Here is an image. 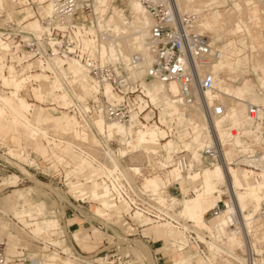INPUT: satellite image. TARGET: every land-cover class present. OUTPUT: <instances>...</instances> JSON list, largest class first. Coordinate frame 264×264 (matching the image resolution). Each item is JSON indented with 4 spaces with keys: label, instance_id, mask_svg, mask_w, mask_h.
Returning <instances> with one entry per match:
<instances>
[{
    "label": "built area",
    "instance_id": "2783aa9c",
    "mask_svg": "<svg viewBox=\"0 0 264 264\" xmlns=\"http://www.w3.org/2000/svg\"><path fill=\"white\" fill-rule=\"evenodd\" d=\"M31 1L35 2L34 0H12V3L21 8L30 5ZM50 1H52L50 16H43L38 11L37 3H35L37 4L36 11L31 7L34 11V18L42 26L39 35L26 28V13L23 10L19 11L21 13L17 16L9 15L7 11L5 15L0 16L3 18V23L0 25V55H5L9 64L14 56L16 59L13 64L17 69L29 61L35 63L30 69L33 72L40 70L37 68V63L42 67L51 66L57 71L58 65L63 63L62 66H65V61L75 59L98 84L110 85L116 98L108 100L100 91L94 99L87 101H81L72 96V102L67 106L62 102H47L42 105L54 108L56 113L66 112L74 116L78 121L79 130H86L98 137L100 145L96 148L97 152L91 149L90 144L85 141H77L76 150L83 159H87L99 171L76 169L73 165L67 164L71 163L68 157H63V161L52 155L47 157L48 160L45 162L49 169H52L49 175L52 180L45 183L49 186L46 189L58 195L53 179L59 176L63 177V187L67 189L68 194L72 193L69 183L75 186L76 192L72 193L68 201L61 202L60 206L53 211V215L59 220L57 230L51 231L49 235L31 233L34 236L31 246L19 245L14 256L8 253L7 242L0 240V264H48L51 262V256L57 261L64 258L80 261L90 257L86 256L74 241L72 230L75 225L77 229L83 225H88L90 229L94 227L95 231H91L92 235L105 231L110 236H114L115 233L111 227L93 219L97 217L93 215L91 208L94 205L97 206L98 203L90 201L86 194V187L92 184L93 180L99 184L100 191L104 192L106 199L113 207L107 213L109 215L99 217V219L107 218L105 222H108L111 213L115 212L114 214L117 215L115 210L125 208L126 211L118 214V218L124 221V226L131 227V232L142 228L140 225L130 223L132 222L131 216L137 212L151 224L171 222L176 229L185 233L188 240L186 249L198 253L206 263L226 264L227 261H233L240 264L235 261L234 253L225 249L227 246L223 242L218 241L223 250H210L193 229H183L181 222L173 220L171 215L174 211L169 208V199L166 194L163 195L165 199H162V195L147 190L142 185V175L131 171L123 164L126 157L120 156V144L117 139L106 140L97 132L94 125L95 120L100 117L107 123L124 125H130L132 119L137 118L142 125H147L150 121L146 119V114H151L155 119L158 110L152 105L145 90V85L152 84H160L169 89L171 85H176L178 93L173 97L176 98L177 103L187 109L200 108L205 120L210 124L225 118L227 109L224 103L218 98L209 96L216 92L212 66L220 60L222 53L212 37L199 29L200 16L196 13L182 12L175 0H133L144 8L150 19L146 44L148 58L141 53H135L127 61L111 60L109 57H102L98 51V44L108 37L107 32H99L97 36H94L89 32V28L97 25L100 20L108 19L113 15L114 7L122 8L126 4L123 1L128 2L129 0H108L107 5L102 7L103 12L95 8L98 0ZM126 14L130 16L129 9H126ZM90 39L96 40L93 48L86 45ZM141 69L144 71L143 75L136 77L134 73ZM46 72L52 75L51 71ZM3 89L8 91L0 87L1 91ZM262 110L257 105L248 107L247 117L255 131L253 136H246L241 128L227 126L225 128L227 143L224 145L217 133H213V141L200 152L201 165L204 163L209 166L221 164L226 167L239 166L259 171L256 167L245 165L244 160L247 158L259 163L264 158ZM168 132L171 137L176 134L175 131L169 130ZM236 139L243 140L249 149L245 153L240 148L236 158L230 161L225 154V148ZM24 147H26L24 150L15 149V155L10 150L6 154L10 160L18 163L21 160L30 164L36 162L32 159V151H29L27 146ZM109 154L119 161V165L110 162ZM191 162V154L184 151V148L181 149L176 156L177 168L185 173L191 168ZM171 187L175 186L171 185ZM175 189L178 190L177 187ZM225 208V202L219 201L209 212L211 218L220 217ZM261 213L264 215V207ZM73 220L77 222L71 225L70 221ZM236 225H240V222L234 218L231 227ZM132 235L134 234L130 233L127 237H132ZM205 237L209 242L213 241L208 234ZM142 238L151 247V239L144 236ZM177 242L175 248L181 252L180 240ZM125 244L134 246V243ZM103 251H98L94 256H98ZM117 254L116 261L97 264H149L147 261L136 260L130 252ZM235 254L247 259L248 264H255V260L262 258L261 254L251 249L245 252L242 248H237Z\"/></svg>",
    "mask_w": 264,
    "mask_h": 264
},
{
    "label": "bare ground",
    "instance_id": "6f19581e",
    "mask_svg": "<svg viewBox=\"0 0 264 264\" xmlns=\"http://www.w3.org/2000/svg\"><path fill=\"white\" fill-rule=\"evenodd\" d=\"M9 1L12 2L11 0H9ZM214 1L215 0H175L177 6L179 7V9L182 12L190 11V10L195 9V8L201 10L199 12L196 11L197 12L196 14H198L200 16L199 29L202 32H206V30H210L213 27L210 23H207V21H206V17H207L206 10L209 9V7L212 8L211 3H213ZM249 1H253V0H248V2ZM259 1L262 5L257 4L255 6L260 7V13H261V17H262L263 23H264V0H259ZM10 2H8V0H2V7L8 11L9 15H12V13H11L12 11L9 8L10 6L8 7ZM46 3H49L48 4L49 8H47L48 5ZM98 3L99 2L97 1L96 5H95L96 10H97ZM129 4H131V6H130L131 10L133 12H135V16L133 18V21L130 24L131 26H129V23H127V20L125 21L121 17L120 11H118L116 15L110 16V18L105 19V20H100L97 25H94L97 34L99 32H102V33L107 32V35H108L107 38L105 37L106 40H104L98 44V51L102 57H109L111 60H125V61H127L135 53H141L146 58H148L147 48H146L147 45L146 44H147V38H148V28L150 25V19L147 15L146 11L144 10V8L138 2L130 0ZM129 4H128V6H129ZM39 6L43 10V12H40L43 16H50L51 10H52V1L48 0L45 3H41ZM255 6L247 7L246 8L247 10H245L243 12L245 21H240L241 24L244 22L247 23V26L249 29H251L249 8L253 9ZM7 8H9V9H7ZM27 10L30 12L33 11L31 9V7L28 8ZM203 10H204V12H203ZM225 16H227V15H225ZM228 16H230V14ZM233 18H234V16H233ZM233 18L231 20L232 24H235L237 26V24H236L237 21L234 18L235 19L234 22L236 21V23H233ZM228 19H230V18H228ZM38 23H39V29L38 30H33L28 25H26V28H28L34 34L39 35L42 31V26H41V23L39 21H38ZM227 24L229 25L231 23L227 22ZM227 24H223L224 25L223 27H225V25H227ZM225 34H226V32H225ZM220 38H221V36H219V34L217 36L215 35L212 37V39L214 41L219 40ZM107 42L109 43V45H107V48H105L104 43H107ZM86 45L89 48L95 47L92 40L87 41ZM224 48L225 47H222V48L219 47V49L221 50V53H222V57L220 58V60L216 61L212 66V70L214 71V74H215L216 92L214 94L209 95L210 98H213V97L218 98L226 106L227 114H226L225 118L221 121H216L214 124H210L209 122H207L205 120L203 111L200 108H193V109L191 108L188 111L187 108L178 104L176 101V98L173 97V96H176L178 93V87L176 85H171L170 89L166 88L165 86L160 85V84H152V86L151 85H145L146 94L149 97V99L151 100V102H153V103H157L159 101L170 102L169 106H170L171 115H174V113L177 112V115H178L177 123L180 124L184 121H188L192 126H195V125L200 126L204 130V132H202L199 135V138L201 137L202 139L200 138V140H202V141L204 138H205L204 140H207V141L210 139L211 140L214 139L213 133H217V135H218V132H220L222 129H224L223 126L221 125L222 123L223 124L227 123V122L231 123L229 126L232 128H236V127L240 126V127H242L241 129H243V131H245L246 129L254 130L253 124L251 122H249L248 117L244 116L243 113H245L247 115V110H248L249 105H256V104H253L249 101H246L243 97H239V98L236 97L235 98V96H233V94L227 93L226 80L223 78H218L216 75V69L217 68L220 67V71H222L224 69H230V67L233 68V64H237V63H240L241 61H243V60H239V62H238L237 57H231L229 55V53L227 54L226 57H230L231 61H227L226 58H224V56H225ZM245 48H247V46H245ZM6 49H8L7 46H6ZM15 59L16 58L14 56H12V62L9 64L6 61L5 55H3V54L0 55V78H1V75H3L2 69H5L6 70L5 74L8 78H11V79L14 78V79L21 81L23 83V86H24V89L21 92V94L24 92L26 95H29V92L32 89V87L37 85L36 82L32 78H30L33 74L43 73L42 75H46L47 74L46 71L49 70L52 72V75L48 74L51 77H53V79H51L52 82L50 81V83L48 84L46 77L43 76L42 78L44 79V81H42L40 83V89H35V87L33 88V92L35 94H37L39 92H44L43 94L45 96H53L54 95L53 93H55L57 91L56 93L59 96H60V94L62 95L63 101H67V102L70 101V103L72 102V99H73L72 96H75L77 99H79L81 101H87L90 99H94L95 95L100 91L103 92V94L108 98V100H112V99L116 98V95L112 91V88L110 85L106 84V85L102 86V85L98 84L97 81L94 80L91 77V75L86 71V69L81 65V63L75 59H71V61H70V59H68L65 62V66H62L63 63H61V65H58L56 67L57 71H55L51 66L42 67L37 63V68L40 70H36L34 72L30 71V69L32 68V65H35V63L29 61L27 64L22 65L20 69H17V67L13 64V61ZM244 60H246V59H244ZM249 61H251L252 64H254L253 65L254 71L263 70V72H264V51L260 50L259 48H256L255 51H252L251 58L249 55ZM66 63H70V69H69L70 74L74 75V77L76 76V79L73 80V83H74L73 85L71 84V82H69V83L67 82L69 79L67 73H65L64 75L61 74V72L64 73V70H62V67L66 68L68 66ZM11 65L14 66V68H15L14 70H16L15 72H10L9 69H7L8 66H11ZM143 72H144L143 69H141L138 72L134 73V75L136 77L141 76V75H143ZM79 73L83 75L82 80L80 79ZM39 77L40 76H36V79ZM4 78L5 77L3 76V79ZM8 78L6 80V84L8 87L15 86V88L16 87L18 88V86H20V85H17L14 81L9 80ZM83 80L88 81L89 84L84 83ZM78 81H80V83H78ZM0 84H1L0 87H3V85H2L3 82H0ZM147 86H151V87H147ZM263 86H264V81H263ZM87 87H88V91H90V92H88V94L86 93L87 90L84 91V89H83V88H87ZM77 90H78V92L80 91L79 94H78V92H76ZM21 94L20 93L19 94L13 93L11 95V94H9V90L8 91H5L4 89L2 91L0 90V104L3 107H5L10 112V114L13 116V121H10V124L13 123L14 128H15L14 131L16 130L18 132V127L20 125H24L29 131L28 139H30L33 143H35L37 141V139L39 137H41V138L48 140V141L64 143V144L69 145V146L74 147V148L77 147L76 143L79 140H77L76 138H80V137L74 135V133L69 134V135H71V138H72L71 141L68 139H65L67 137H65L64 139L62 137L55 138L54 136H50V134L47 132V130L36 125L33 122V120L31 119L30 115L26 112L25 107H27V105H29V102L26 98H23L21 96ZM88 96H89V98H87ZM227 99L229 102L232 101L234 103L232 108L229 107V105L226 103ZM67 105H65V106H67ZM257 106H259V105H257ZM259 107H261L263 109L261 118L264 122V108L262 106H259ZM67 115H69V114L67 113ZM149 115H151V114H149V113L146 114V119H147V116H149ZM72 117H74V116H70L71 119H72ZM149 118H150V116H149ZM135 119H137V118L132 119V122L129 126H131V127L134 126V124H135L134 120ZM73 122H77V129H78V121L75 119V121H73ZM68 124L71 125L72 121L71 120L68 121ZM94 125H95L97 132L100 135H103L106 140L110 139V138H116L117 139V141L120 144V149H119L120 156H122V157L129 156V155H125V153H124V147H125V145H127L128 136H129L128 129L126 127L128 125L118 124V123H116V124L107 123L102 117L97 118L95 120ZM147 125H142V123H141L139 127L144 128V126H147ZM238 129H240V128H238ZM175 130H176V128H175ZM14 131H13V133H17L16 131L15 132ZM79 131L80 132H86L87 136L89 135L88 138H90V141H91V143L90 142L89 143L91 144L92 149L95 152H97L96 148L100 145V140L98 139V137L96 135H92V134L88 133L86 130H79ZM140 133H141V131H139L138 133H135L134 135L137 137ZM249 133L250 132H248V131L244 132L245 135H248ZM226 135H227L226 133L224 135H222V140H223L222 142L224 143V145H226V143H227ZM7 136L9 137V135H7ZM158 136H159V141L162 140V139H160L162 136H164L163 140L164 139L167 140V138H168V136L165 135L164 131H161ZM144 139H145L144 141L146 142V144L149 147H152L151 138L149 136H146ZM257 140L260 141L258 138H257ZM85 142H87V141H85ZM210 143H208L207 145H209ZM203 145H206V144H203ZM131 146H133V144ZM157 146L159 149H164L160 142L158 143ZM240 148L244 152H247L249 149V146L247 144H243L241 139H236L235 142H233L232 144H229V147L225 148V150H226L225 154H226V156H230V155L232 156L233 152H235V150L240 149ZM128 150L132 151L133 148H130ZM141 154H142V152H141ZM171 154H174V155H171L173 158L172 159V162H173L172 167L177 168V165H175V162H176V156L179 153L175 154V151L171 150ZM191 155H192V153H191ZM236 155H237V153H236ZM109 157H110L109 158L110 162H112L114 165H119V161L116 160L114 157H112L111 154H109ZM146 157H149V155ZM234 158H236V157H233L232 159H229V160H233ZM135 159H136V157H135ZM150 159H151V156H150ZM150 159H149V162H151L152 159L156 160L155 157L154 158L152 157L151 160ZM155 160H152V161H155ZM158 162H160V161H158ZM156 163H157V161H156ZM195 163H196V161H194V159H192L191 168L185 173H183L179 168L176 169V174H177L178 179H177V182L175 184H172V185H174L178 189L181 187L183 190L186 191V193L191 192V193H193L194 196L196 195V197L194 198V200H190L189 202H186L184 204V209H182V206H181V211H180V214L178 217H176L174 214H172L171 218L177 222H181L183 229H188V230L193 229L197 233L199 238L209 247L210 250H214V251L223 250L222 247L218 244V241L221 242L222 241L221 238H226L225 235L228 233L231 235L229 237V240L231 242H233V246H236V244H237L236 241H241L243 243V245L240 248H242L243 251L247 252L248 250L251 249V250H253V252H255L254 251L255 250L254 244L258 245V244L264 243V230L259 232V237H256V243H254L253 239H252V235H253V228L255 225L253 224V220L250 219L249 215H247L246 213H247V211H251V213H257L258 208H259L260 209L259 210L260 215L264 219V215H262V213H261V210L264 207L263 206V202H264V158L259 163H255L252 160L247 159V158L244 160L245 165H247L249 167H256L259 169V171H255L254 169H251V168H249L251 171L247 170V169H234L233 167H230V166L226 167V166L221 165V164H216L213 167L205 169L202 172H196L195 173L194 172L196 170L195 166H194ZM149 165L150 164H148V166ZM153 165H155V164H153ZM164 167L167 168L166 165ZM130 169H131V171L142 175V178H143V172H142L143 168L140 169V168L130 167ZM153 169H155V168L153 167ZM25 173H28L27 170H25ZM250 173H252L256 177H261V182L258 183L256 179L249 177ZM150 182H151L152 187H158V183L156 181L151 180ZM37 183L42 188H48L49 187L48 185H46L45 183H42L39 180L37 181ZM196 185H198V187H200V188H198ZM69 186L71 187V189H73L72 185H70V183H69ZM191 188L193 191H189ZM147 190H149V189H147ZM149 191H151L153 193L160 194V196L162 195V199H165L164 198L165 191H161L159 189L158 190L152 189ZM73 194H74V189H73ZM92 195L95 198H99V197L104 198L105 197L104 192L100 191V186L96 181L93 184ZM185 199H187V198H185ZM221 200L224 201L226 204V208L222 211L221 216L218 218H213L211 220V221H214V223H213L214 225L210 224V222L206 223L204 221V215L207 214L208 212H210L217 205V203ZM91 201H92V199H91ZM95 202H96V200H95ZM171 202H172V204H171ZM175 204L182 205L183 203L178 198L170 196L169 208ZM208 204L212 205V207L206 213V206ZM119 210H120L119 211L120 213H123V211H126L125 208H119ZM0 213H2V212L0 211ZM137 213H135V214H137ZM49 214H50L51 218L53 219V221L56 222V228L51 230V231L57 230L59 227V220L56 218V216L53 215V210ZM135 214H133L131 217L134 218ZM138 214H140V213H138ZM27 218H30V219L28 220ZM97 218H99V217H97ZM141 218L145 219V218H143L142 215H141ZM234 218L238 219V221L240 222V225H236L235 227H231V223L234 221ZM26 219L31 223H35V221H37L35 218L30 217V216L26 217ZM182 220L185 223H183ZM188 223H191V225H188ZM193 223H194V225H193ZM165 224L169 225L174 230L180 231V232H176V231L172 230V232H174L176 234H181L186 238L185 233L182 230L176 229L172 225L171 222H166ZM51 231H49L48 233L50 234ZM23 232H22V235H23ZM30 233H32V232L30 231ZM207 234L209 235V237H211V239L213 241L209 242L206 239L205 236ZM248 237L251 241H249ZM136 241H139L137 245L135 244ZM134 242H135L134 246L139 247L140 254L143 255L144 257H146V259H147L146 260V259L138 258V260L140 262L147 261L149 264L150 263L155 264V256L153 255L150 247L143 240H136L135 239ZM185 242H186V245L184 248H186V246H187V242H188L187 238H186ZM7 245H8V243H7ZM128 252H129V250H128ZM232 253H234L233 257H234L235 261H237L240 264H248L247 259L242 260L241 258H239L235 254V252H232ZM88 258L93 259V258H95V256L94 257H86V258H84V260H80L79 262H81L82 264H93L91 262V260ZM99 260H103V259L99 258ZM229 264H234V263H229ZM255 264H259L257 262V260H255Z\"/></svg>",
    "mask_w": 264,
    "mask_h": 264
},
{
    "label": "rangeland",
    "instance_id": "374dc122",
    "mask_svg": "<svg viewBox=\"0 0 264 264\" xmlns=\"http://www.w3.org/2000/svg\"><path fill=\"white\" fill-rule=\"evenodd\" d=\"M19 1H21V0H19ZM34 1L35 2L31 1V4L27 5L26 7L18 8L12 2H10L8 0V2H10L8 7L10 6L9 8L12 11L11 12L12 16H17L19 13H21L19 11H22V10L24 11L25 8L28 9L29 7H33L34 11H36L37 10V8H36L37 4H38V7H39L38 11L43 12L42 8L39 5L41 3L47 2L48 0H34ZM98 2L99 3L97 5V10L99 12H103V8L102 7L107 5L108 0H98ZM129 2H130V0L128 2H124L123 1V3H126V4L122 8L114 7L113 15H116L117 12L120 11L121 12V17L125 21L127 20V23H129V26H131L130 24L133 21V18L135 16V12H133L131 10V8H130L131 4H129ZM35 3H37V4H35ZM46 4L48 5L49 3H46ZM128 4H129V6H128ZM223 4H224L223 7L217 6V5H223ZM257 4L262 5L259 0H253V1H249V2H248V0L247 1L238 0L236 2H232L231 0H228V2H226L224 0H215L213 3H211L212 8L209 7V9L206 10V13L209 14V19H211L212 16H214L216 12L219 13V11H220V13H221V20H220L219 25L217 26V32L218 33H215V35L217 36L219 34V36H221L222 39L215 40L217 46L222 48V47H224V46H226V45H228L230 43L231 44L230 46H232V48L236 51V54L238 56H242L244 58L245 56H247V55L249 56L250 55V58H251V53H252V51L256 50V47H253L252 50H251L252 40L249 37H247V39H246L247 43L244 42L242 44V42L244 41L243 37L245 35L244 34H239L238 32H242L243 31V27L245 26L243 24V27H242V24L240 22V21H245L243 12L245 10H247L246 9L247 7L255 6ZM1 8H2V0H0V16L2 14L5 15V13L8 12L7 10H5V9L2 10ZM9 8H7V9H9ZM47 8H49V5H48ZM126 9L130 10V16H128L126 14ZM196 11L199 12L201 10L195 8V9H192V10L186 11V12L187 13L188 12L197 13ZM203 12H204V10H203ZM25 13H26V17H27L28 13L27 12H25ZM229 14H230L231 17L228 16ZM113 15H111V16H113ZM225 15H227V16H225ZM233 16L236 19L237 23H236V21L234 22L235 19L233 18ZM228 18H230V19H228ZM232 18H233V23H236L237 26L235 24H232V21H231ZM2 20H3V18H0V25H2V23H3ZM227 22H229L231 24L228 25ZM26 24H28V22ZM223 24H227V25H225V27H223L224 26ZM221 25H222L224 31L221 30ZM89 32L92 35L97 36V32H96V29H95L94 26H90ZM225 32H226V34L227 33L228 34L226 35ZM205 33L207 35H209L210 37L214 36V33L211 30H206ZM90 40H92V39H90ZM92 42H93L94 45L96 44V40H92ZM104 45H105V48H107V45H109V43L108 42L104 43ZM247 45H248V48L243 50L242 47L243 46L245 47ZM244 51H245V53H244ZM231 57H236V55L234 53H231ZM70 61H71V59H70ZM238 62H239V60H238ZM247 63H249V61L243 59V61H241L240 63L233 64V68L230 67L229 70H232V69H235L236 65H237V67L239 68V73L241 74V76H239V74H235V77H237V78H235L234 80L228 81V83H230L231 85H233L236 88L237 87H242L243 86V77H244L245 80H251L250 84H252L254 86V88L257 91V94H259L260 97H264V89L261 88V80L264 79V76H263L264 72L263 73L261 72L263 70L254 71V66H253L254 64H252L251 61H250L249 64H247ZM66 64L68 65L67 71L70 73V71H69L70 63H66ZM247 65H248V68H247ZM242 67H245V69H243ZM226 70H228V69H224V70H222V72L226 71ZM243 71L244 72L248 71V73L245 74V73H243ZM255 72H257V73H255ZM65 73H67V72L66 71H64V73L61 72L62 75H64ZM43 76L46 77V79L48 81V84L50 83V81L52 82V80L46 75H42L40 77H43ZM79 76H80V79L82 80L83 79L82 78L83 75L79 73ZM73 78L76 79V76L74 77V75H73ZM37 79H40V78H37ZM0 80L3 81V84H2L3 87L15 89L13 91L9 90V94H11V95L13 93L19 94L20 86H18V88L17 87L15 88V86L8 87L7 84H6V80L7 79H6V77L3 79V75H1ZM83 81H84V83L89 84L88 81H85V80H83ZM67 82L68 83L71 82L72 85L74 84L70 79H68ZM151 86H147V87H151ZM35 87H37V85ZM39 87H40V84H39ZM83 89H84V91L87 90L86 91L87 94H88V92H90V91H88V87L87 88H83ZM237 90L241 94V96L243 98H245L244 89L238 88V89L235 90V89L229 88L227 86V93H229V94H233ZM56 92L53 93L54 94L53 96H45L44 95V99H40V97H38V98L35 97L38 101H41L42 103H39V102H37L35 100V98L32 96L31 91L29 92V95H26L23 92L21 96L23 98H26L30 102V104H34L35 106L44 108L45 110H50L51 112L50 111L46 112L47 115L52 114V115H55V117H60L63 114V116L67 120V123L70 120L71 121H75V117H72V119H71L70 116H72V115L69 114L70 115L69 116V115H67L66 112H64L62 114L61 113L59 114V113H56L55 111H53L52 110L53 108L50 107V106L49 107L42 106L44 103L49 102L47 98H49V97L54 98ZM76 92H78V90ZM79 93H80V91L78 92V94ZM87 98H89V96ZM251 98H252V95H249L247 97V101L250 102ZM58 99H59V101L64 103V105H67V104L70 103V101L69 102L63 101V97H62L61 94H60V96L56 97V100H58ZM227 101H228V99H227ZM227 101H226V103L229 105V107L232 108L234 103L232 101H230V102L229 101L227 102ZM49 103H51V102H49ZM151 103H153V102H151ZM169 104H170V102H164V101H159L157 103H153L152 105H154L156 107V109H158L156 111V118L152 119L153 118L152 115H149L150 118H149V116H147V120H149V121L152 120V121L147 126H144V128L139 127L141 123L137 119L134 120L135 121L134 126H132V127L129 126V125L126 126L127 129H128L129 136H128V141H127V145L128 146L125 145L124 153H125V155H129V156H127L125 158L123 164L126 165L129 168L130 167L140 168V169L143 168L142 172H143L144 176L141 179V182H142L143 186H145L144 184L146 183V186L150 190H152V189L158 190L159 189V190L165 191V194H167L166 196L169 197L168 199H170V196H172V197H176L179 200H181L182 203H183L182 205L175 204V205L170 207V209L172 211H174L173 214L176 217H178L179 214H180V211H181V206H182V209H184V204L186 202H189L190 200H194L196 195L194 196L193 193H191V192H189L187 194L185 190H181V189L180 190L179 189L176 190L175 187H171L170 185H168L169 183H176L177 179H178L177 178V174H176V169L177 168L176 167H172V164H173L172 159L173 158H172L171 155H174V154H171V150H174L175 154H176V153H180V150L184 148L185 149L184 151H187V152L191 151L197 157H201V153L200 152L203 150V148L208 143L212 142L213 139L212 140L210 139L211 141L210 140H208V141L204 140L205 138L203 139V141L200 140L201 137L199 138V135L202 132H204V130L198 125L192 126L188 121H184V122H182L180 124L177 123V117H178L177 112H175L174 115H171ZM187 110L189 111V109H187ZM243 115L247 117V115L245 113H243ZM0 118H1L0 119V129L4 127L6 132H7V135H9V137L12 134H16L17 135L19 133V131L17 132L16 130L15 131L17 133H13L15 128H14L13 123L10 124V121H13V116L1 104H0ZM160 125H162L164 127H161ZM221 125L223 126V128H225V125L223 123ZM46 127H48V129L51 131L52 135H56L57 133H59V134L62 133V130H58L57 131V129H55L54 126H52V125L46 126ZM72 127H73L72 128V132L76 131V128H74L73 125H72ZM175 128H176V130H175ZM236 128H242V127L239 126V127H236ZM169 130L175 131L177 134L173 135L174 137L173 136L171 137V136H169V132H168ZM77 131L79 132L78 134H80V138H76L75 137L77 140H79V141L80 140L81 141H87L88 143L89 142L91 143L90 138H88L89 135L87 136L86 132H80L78 129H77ZM139 131H141V133L136 137L134 134L138 133ZM161 131H164L165 135L168 136L167 140H165V139L163 140L164 136H162L160 138L162 140L159 141V136L158 135H159V133ZM245 131L250 132L246 136L250 137V136L255 135V131L254 130L246 129ZM21 132H22V134L19 136L20 139H21V146L20 147H18L16 144H14L11 141V139L8 138V137H7V140H4L3 138H0V183H5V182L11 180L12 178L10 179L9 177L13 176V175H16V176L19 177V181L17 183V187H9V186L0 185V210L3 209V210L6 211V214L0 213V223H8L9 224L8 230L0 233V240L1 241H5L7 243L8 242L10 243L12 241L13 249H15L16 246L18 248L19 245H21V244H25V245L31 246V243H32L31 241L34 239V236L30 233L31 229H28V228L25 229V227L22 225L23 223H21V222L19 223V220L17 218H15L14 214L9 210V208H7V206L5 205L6 196H9L10 194H12L13 190L15 188H17V189H25L26 190L29 187H33L35 190H37L36 184L30 181L31 176L28 175V173H26L29 176V178H30L29 179L28 176L24 174L25 170L29 171L34 176V178L39 179L43 183H48V182H50V180H52V178L49 177V175H51L52 169H49V166L46 163L47 160H48L47 157L50 155V153L46 154V155H43L38 150V146H42L43 144H47V143L41 137L38 138L37 143H33L30 139H29L30 140L29 141L23 135L24 130H21ZM225 133H226L225 129H222L220 132H218V135H219L221 140H222V135H224ZM146 136H149L151 138L152 147H149L146 144V142L144 141L145 140L144 138ZM59 137H61V136H59ZM59 137L56 136L55 138H59ZM65 137H67V138H65ZM62 138L63 139L64 138L68 139L70 141L72 139L71 135H64ZM130 140L131 141L133 140V141L131 142ZM241 141H242L243 144H246L243 140H241ZM159 142L162 144L164 149H159L158 148L157 145H158ZM131 143L133 144V146H131L132 145ZM203 144H206V145H203ZM24 146H27V149H29V151H32V153H33L32 154L33 155L32 159H35L36 162H32V164H30L28 162H25L24 160H21V162L18 163V162H15L13 160H10L9 156H7L6 153H8L10 149L13 150V151H10V152L13 155H15L16 154V152H15L16 150L15 149L20 148V150H23V149L26 148ZM90 148L92 149L91 144H90ZM130 148H133V150L129 151L128 149H130ZM177 148L179 149V151H177ZM63 149H67V145L64 144V148ZM238 150L239 149L235 150V152H233L232 156L231 155L227 156V158L228 159H232L233 157H236L237 156L236 153L238 154ZM241 151L244 152L243 150H241ZM141 152H142V154H141ZM225 152H226V150H225ZM61 154L65 155V152H63L62 150L57 152V155L63 156ZM69 155L70 156H68V158L69 157H74V153H70ZM148 155H149V157H146ZM150 156H151V159H152V157L153 158L155 157L156 160L152 159V160H155V161H152L150 159ZM135 157H136V159H135ZM148 158L151 160V162H149ZM81 161L84 162V168L83 169L87 170V169L90 168L91 164H90V162L87 159H83L82 158ZM156 161H157V163H156ZM158 161H160V162H158ZM194 161H196V163H195V169L196 170L194 171L195 173L196 172H202V171L205 170L204 169V170L200 171V170H197L198 168L202 169V168H205V167H210L209 165H207L205 163L200 165L197 160H194ZM148 164H150V165L148 166ZM153 164H155L156 166L153 165ZM151 165L155 169H153V167ZM165 165L167 166V168L164 167ZM230 167H233L234 169H247V170H250L249 168H246V167H239V166L238 167L230 166ZM249 177L256 179L258 183L261 182V177H256L252 173L249 174ZM151 180L152 181H156V182L158 180V187H152L151 186V182H150ZM159 180H161L162 183H166L168 186L165 188L163 186V184H160ZM144 181H145V183H144ZM53 182L55 184V187H57V194L58 195H54L51 191L47 190L46 188L40 187V188H38V190H40L41 193H43L45 195V201L47 202V206L49 208L53 209V211H54L57 207L60 206L61 202L68 201L69 198H71V195L73 193V189H74V192H76V188H75V186L73 184H70V185H72L73 189H71L72 193L68 194L67 193V189L63 187V183H64L63 177L60 178L58 176L57 178L53 179ZM196 186L198 187V185H196ZM87 187H86V189H87ZM198 188H200V187H198ZM189 191H193L192 188ZM33 198L35 200L39 199V197L37 196L36 193H34ZM185 198H187V199H185ZM184 200H185V202H184ZM92 201L95 202V199H92ZM97 201H99V200H96V202ZM22 203L23 202L21 201V204ZM97 203H99V202H97ZM99 204L102 205V207L105 208V206L103 204H101V203H99ZM171 204H172V202H171ZM94 206L91 208L93 213H98V215H101L102 217L106 216V215H109V214H107L108 211L105 210L106 208L103 209L99 205H97L95 207ZM263 206H264V202H263ZM211 207H212V205H209V204L206 206V213L211 209ZM26 208L28 209L29 205H26ZM259 210L260 209L258 208V212H259ZM50 212H52V210ZM258 212L257 213H251V211H247V213H246L247 215H249L250 219L253 220V224L255 225L254 228H253V235H252V239H253L254 243H256V237H259V232L264 230V219L261 217L260 212L259 213ZM114 213L110 214L111 218H110V220H108V222H105V220H107V218H103V219L93 218L94 220H96V221H98L100 223H103L106 226L111 227L113 229L114 233H115L114 236L111 235L113 237H111L109 235V233H105V231H102L103 233H97V234L92 235L91 231H95V229H94V227L90 229V227L88 225H83V226H81L78 229L76 228L75 230L74 229L72 230L73 232H75L77 230H80V231L82 230V231L85 232L84 233L85 235H91L90 242H91V244L96 246L93 249V251H91L90 253L89 252L87 253L81 247H80V249L83 252H85L86 256H94L98 251L104 250L98 256H96L95 258L91 259V261H96V264L97 263H101V262L106 263V262L116 261L117 258H118V254L117 253H128V250H129V252H131L130 254L134 255L136 260H138V258L146 259V257H144L143 255L140 254L139 247L132 246V245H130V246H132V247H130L129 244H125V243H135L134 242L135 239L143 240L142 237H143L144 232H142V230H143L144 227L143 228H139V230H134V232H131V230H132L131 227H129V225L128 226H124L123 225L124 221H122V219L118 218V214H120V213H117V215L114 214ZM112 214H114V215H112ZM207 215H209V216H207ZM101 216H98V217H101ZM32 217L36 218L37 216H36V214L35 215L32 214ZM42 218H39L37 221L38 222L43 221L44 219H42ZM47 218H48V220H53L51 218L50 214L47 215ZM136 218L137 219L131 217L132 222H130V223L131 224L135 223L136 225H141V222H143V223L149 222L147 219H142L141 215L138 214V213L136 214ZM27 219L29 220L30 218H27ZM143 220H145V221H143ZM211 220H212V218L210 216V213L208 212L206 214V216H205L204 221L206 223L210 222V224L214 225L213 224L214 221H211ZM37 221H35V223ZM182 222L185 223L183 220H182ZM110 224H111V226H110ZM163 224H165V223H163ZM190 224L191 223H188V225H190ZM155 225H162V224H155ZM193 225H194V223H193ZM150 226H152V225H150ZM167 229H170V228L167 227ZM22 232H23V235H22ZM9 233L13 234L14 237H8ZM130 233H132L134 235H132V237H127V235L130 234ZM43 235H49V233L46 232V233H43ZM169 235H170V237H178V240L180 239L181 243H184L186 241V238L183 235L176 234V233L172 232V230L169 232ZM230 236L231 235L227 233L225 235L226 238H221V240H222L221 242L226 244L227 247L225 249L228 250L230 253H232V252H235L237 248H240L243 245V243L241 241H236V243H237L236 246H233V242H231L229 240ZM130 239H132V241H130ZM143 241H145V240H143ZM14 242H15L16 246L14 245ZM138 242L139 241H136L135 244L137 245ZM167 244H169V243H167ZM154 246L155 247L154 248L151 247V249L155 253V250L157 248L163 247L164 244L159 243V244H156ZM97 247H99V248H97ZM168 248L170 250H172V251L174 250L171 246H169ZM254 249H255L254 250L255 252H257L258 254L262 255V258L257 260V262L259 264H264V243L263 244H258V245L254 244ZM11 251L9 250V246H8V253L11 256H14L16 254V252H17V250H16L15 253H12ZM169 253H171V252H169ZM190 253H193V251L191 250ZM155 256L157 257L156 264H171L172 263V258L169 257V255H164V252H160L158 254L155 253ZM99 258H103V260H99ZM159 258H162V260H158ZM199 258H201V257L198 255V257L193 260V263L197 264ZM239 258H241V257H239ZM241 259L244 260V258H241ZM66 260H69V259H65V258L64 259H60L56 263L61 264L63 261H66ZM73 261H75V260H73ZM75 263L82 264L79 261H75ZM229 263L237 264L236 262H233V261H228L226 264H229ZM48 264H54V263L53 262H48ZM150 264H152V263H150Z\"/></svg>",
    "mask_w": 264,
    "mask_h": 264
},
{
    "label": "crops",
    "instance_id": "0c3cea01",
    "mask_svg": "<svg viewBox=\"0 0 264 264\" xmlns=\"http://www.w3.org/2000/svg\"><path fill=\"white\" fill-rule=\"evenodd\" d=\"M226 2H228V0H224ZM232 2H236L238 0H231ZM247 1V0H245ZM219 7H223V5H217ZM30 8V7H29ZM2 10H4V8L2 7L1 8ZM33 10V9H32ZM25 12L28 13V16L26 17V21H28V26L31 27L33 30H38L39 29V23L38 21L34 18V11H28L27 8H25L24 10ZM249 14H250V24H251V29L248 28L247 26V23H242V27H243V24L245 25L243 27V31L242 32H238L239 34H244L245 36L243 37L244 38V41L242 42V44L244 42L247 43L246 39L247 37L251 38L252 40V46H251V50L253 47H256V48H259L260 50L264 51V23H263V19L261 17V13H260V7L258 6H255L253 9H250L249 8ZM32 17V18H31ZM220 20H221V13L219 11L215 13L214 16H212L211 19H209V14H207V17H206V21L207 23H210L213 28L210 29L213 33H214V36H215V33H218L217 32V26L219 25L220 23ZM263 24V25H262ZM221 30L224 31L222 25H221ZM234 31V30H233ZM230 34V33H229ZM222 39V38H220ZM231 44L229 43L228 45L224 46V51H225V56L224 58H226L227 61H231V58L230 57H226L227 54L229 53V55L231 56V53H234L237 57L238 60H243V59H246L249 61V56H245L244 58L242 56H238L236 54V51L232 48V46H230ZM247 48H248V45H247ZM245 48L244 46L242 47V49H247ZM245 53V51H244ZM243 55V54H242ZM250 63V61H249ZM247 63V64H249ZM68 67V66H67ZM67 67L64 68L62 67V70L66 71L67 74H68V78L73 82V75L70 74L68 71H67ZM243 69H245V67H242ZM247 68H248V65H247ZM10 72H15L16 70H14V66L11 65V66H8V68ZM3 71V76L6 77V79L8 78L5 74V69H2ZM263 73V71H261ZM243 73H248L247 72H244ZM257 73V72H255ZM43 73H36V74H33L30 78H32L36 84H37V87L33 86L32 89L30 90L31 93H32V96L35 98H38L40 97V99H44V92H39L37 94H35L32 90L33 88L35 87V89H40L39 87V84L44 81V79L42 77H39L40 79H36V76H42ZM235 74H239V76H241V74L239 73V68L237 67L236 65V68L235 69H232V70H226V71H220V67L216 69V75L218 78H224L226 79V86H228L229 88H232V89H238V88H242L244 89L245 91V100L247 101V97L249 95H252V98H251V103L253 104H256V105H259V106H262L264 108V97H260L259 94H257V91L256 89L254 88V86L252 84H250V81L251 80H245V78L243 77V86L242 87H234L233 85H231L230 83H228V81L230 80H234L235 78ZM50 79H53V77H51L50 75L46 74ZM264 76V74H263ZM9 80L11 81H14L17 85H20V89H19V93L21 94V92L23 91L24 89V86H23V83L17 79H14V78H8ZM263 81L264 79L261 80V88L264 89V86H263ZM0 82H3L2 80H0ZM78 83H80V81H78ZM8 90H15L13 88H6ZM30 93V94H31ZM22 95V94H21ZM59 96L57 93L55 94V97L52 98V97H49L47 98L49 102L51 103H54V102H61L58 100H56V97ZM233 96H235V98H239V97H242L241 94L237 91H235L233 93ZM35 98V100L39 103H42L41 101H38L37 99ZM29 102V101H28ZM26 108V112L30 115L31 119L33 120V122L38 125L39 127L47 130V132L50 134V136H61L63 137L64 135H69V134H73L80 137V134H78L79 132L77 131V122H73L72 121V124L69 125L67 123V120L66 118L63 116L62 112V116L60 117H55V115H52V114H49L47 115L46 112L47 111H50V110H45L44 108H41V107H37L35 106L34 104H30L29 102V105H27ZM53 111L56 112V110L53 108L52 109ZM33 112V113H32ZM51 112V111H50ZM49 112V113H50ZM231 123H224L225 125V128L227 126H229ZM54 126L55 129L58 130H62V133H57L56 135H52L51 134V131L48 129V127L46 126ZM72 125L74 126V128H76V131L72 132ZM224 128V129H225ZM21 130H24V133L23 135L28 139V129L24 126V125H20L18 127V131L19 133L16 135V134H12L10 137L7 136V132L5 130V128H1L0 129V138H3L4 140H7V137L11 139V141L16 144L18 147L21 146V139H20V135L22 134ZM77 133V134H76ZM43 139V138H42ZM29 140V139H28ZM47 144H43L42 146H38V150L43 154V155H46V154H49V156H54L56 158H58L60 161H63V157H68L70 156L69 154L70 153H74V157H69L71 163H67L68 165H73L76 169H80V170H85L83 169L84 168V162L81 161L82 160V157L80 156V154L77 152L76 148L74 147H71L69 145H67V149H63L64 148V143H59V142H53V141H48V140H45L43 139ZM30 141V140H29ZM38 141V139H37ZM37 141L35 143H37ZM15 145V146H16ZM66 145V144H65ZM62 150L63 152H65V155L63 156H60V155H57V152ZM71 150V151H70ZM185 150V149H184ZM10 151H13L12 149H10ZM177 151H179V149L177 148ZM189 153H192L191 151H189ZM79 154V155H78ZM48 156V157H49ZM192 159L194 160H197L199 162V164L201 165V157H197L196 155H194L192 153ZM91 166L89 169L87 170H93V172H97L99 171L97 168H95L92 163L90 162ZM199 165V166H200ZM216 165V164H214ZM213 165V166H214ZM195 166V165H194ZM213 166H210V167H205V168H198L197 170H204V169H208V168H211ZM28 172V175L31 176V179L29 178V176L24 173L25 175L28 176V178L30 179L31 182L35 183L36 184V187H37V190H35L33 187H29L27 188L26 190L25 189H17L15 188L13 190V193L10 194L9 196H6L5 198V205L7 206V208H9V210L14 214L15 218H17L19 220V222L23 223L25 229H31V232L33 234H36V235H40V234H43V233H46V232H49L53 229L56 228V222L53 221V220H48L47 218V215H49L50 211L53 210L51 208H49L47 206V202L45 201V195L43 193H41L40 190H38V188H40V186L38 185L37 181L38 179L34 178V176L29 172ZM144 176V175H143ZM11 180L5 182V183H0V185H3V186H9V187H17V183L19 181V177L16 176V175H13V176H10L9 177ZM145 179V178H144ZM94 180H93V183L90 184L87 189H86V194H88L90 200L91 199H95V200H99L97 202L103 204L105 206L102 207V205H100L98 203V205L100 207H102L103 209L107 210L108 212L111 211L113 209L112 205L109 203V201L104 197H99V198H95L93 195H92V189H93V184H94ZM160 184H163V186L166 188L168 185H172V184H175V183H169L168 185L166 183H162L161 180H159ZM145 183V181H144ZM157 183H158V180H157ZM72 184V183H70ZM145 185V188H148L146 186V183L144 184ZM91 188V189H90ZM149 189V188H148ZM181 190H183L181 187L179 188ZM150 190V189H149ZM163 191V190H161ZM34 193L37 194V196L39 197L38 200H35L33 198V195ZM75 193V192H74ZM189 193V192H187ZM21 201L23 202L21 204ZM185 202V200H184ZM26 205H29V208L27 209L26 208ZM2 213L6 214V211L1 209L0 210ZM31 211V212H30ZM119 208L116 210V213H120L119 212ZM36 214V220H38L39 218H42L44 219L43 221L41 222H36V223H31L29 222L26 217L30 216L32 217V214ZM94 216L98 217V216H101V215H98V213H94ZM205 216L206 214L204 215V219H205ZM102 217V216H101ZM135 219L136 218V214H135ZM145 221V220H143ZM75 220L73 221H70V224H76ZM148 224V225H147ZM147 225V226H146ZM152 225V226H150ZM8 226L9 224L8 223H0V233L4 232V231H7L8 230ZM143 230L142 232H144L143 236L144 237H148L151 239V247L154 248L156 244H159V243H162L164 244L163 247H160V248H157L155 250V253L158 254L160 252H164V255H169V257L172 258V263L171 264H194L193 263V260L196 259L198 257V253L196 252H193V253H190L191 250H187L185 247L186 245V242L184 243H181V240H180V249L182 250L181 252H178V250L175 248L176 245L178 244V237H170L169 235V232L171 230L173 231H176V232H180V231H177V230H174L172 227H170L169 225L167 224H162V225H155V224H151L150 222H146V223H143L141 222V225H140ZM146 226V227H145ZM150 226V227H149ZM167 227H169L170 229H167ZM77 226H73V229H76ZM85 232L84 231H80V230H77L75 232H73V238H74V241L78 244L79 247H81L84 251H86L87 253L93 251V249L96 247L95 245L91 244L90 242V239H91V235H85L84 234ZM8 237H14L13 234L9 233L8 234ZM12 241L9 243L8 242V245H9V250L12 252V253H15L16 250H17V246L14 242V245L16 246L15 249H13V243ZM146 243V242H145ZM169 243V244H167ZM149 247L150 245L148 243H146ZM171 246L174 250H170L168 247ZM150 247V249H151ZM153 255L155 256V253L153 252V250L151 249ZM171 252V253H169ZM91 257V256H90ZM94 257V256H92ZM88 259H92V258H88ZM156 259L157 257L155 256V264H156ZM158 260H162V258H159ZM164 260V259H163ZM50 261L53 262L54 264H59V263H56L57 260L55 257L51 256L50 257ZM77 261V260H75ZM75 261L69 259V260H66V261H63L61 264H78V263H75ZM93 264L96 263V261H91ZM81 263V262H80ZM197 264H207L204 259H201L199 258Z\"/></svg>",
    "mask_w": 264,
    "mask_h": 264
}]
</instances>
